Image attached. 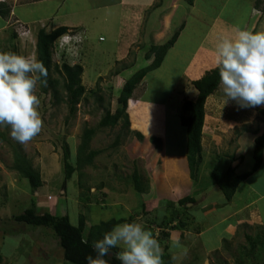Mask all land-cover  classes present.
Segmentation results:
<instances>
[{"label": "rangeland", "instance_id": "374dc122", "mask_svg": "<svg viewBox=\"0 0 264 264\" xmlns=\"http://www.w3.org/2000/svg\"><path fill=\"white\" fill-rule=\"evenodd\" d=\"M58 1L60 0L54 2ZM261 1L260 8L263 13L255 12L251 16L254 0H195V9L187 1L182 0V7L175 19L178 20L189 10L191 14L189 16L187 14V29L181 32L175 45L169 49L162 65L149 72L147 78L136 88L128 108L131 121L130 131H140L143 134L137 126L141 121L151 124L156 118L155 115L165 117L166 107L159 102L164 103L168 99V106H171V111L174 113L175 109L177 111L180 109L184 98L194 99L196 97L198 92L193 85L194 79L214 68L206 71L203 68L201 72H189L185 81L180 79L185 70L190 67L192 51L198 47L208 30L214 26L215 15L219 14L221 19H227L228 22L240 26L248 21H254V25L251 24L246 29L264 31V0ZM52 4L53 1L47 2L48 7L44 6L34 14L29 13L26 5L18 6L16 11L19 16L31 20L35 15L42 17L50 13L52 7L50 9L49 7ZM98 11L101 12V10ZM105 12L109 13V19L120 17L115 16L113 8L110 10L108 8ZM102 15L105 14L102 13ZM95 18L100 20L101 14ZM138 19H132L131 23ZM1 23L4 21L0 17ZM130 29L132 31L128 30L129 35L120 49L118 44L116 48L118 32L110 28H95L87 40L86 35H82L80 30L73 29L69 33L79 34L81 38L79 41L73 40L71 43L64 42L63 44L60 40L57 41L53 55L55 62L58 64L68 62L72 65L80 63L84 68L82 82L86 87V92L77 105L75 115L70 116L66 103L56 104L52 92H45L40 84L37 86L36 94L41 100L39 111L44 121L41 133L30 142L22 144L11 137L10 127H0V131L6 137V139H0V223L2 226L0 229V264H72L65 261L59 239L52 229L32 227L16 221L15 215L30 206L32 198H35L38 205L42 206L41 211L45 210L59 215L69 214L74 224L78 222L79 213L86 214V229L92 224L112 217L129 218L133 215L134 221L152 231L160 242L164 264H238L242 251L250 247L245 234L256 236L262 233V237L264 236V226L259 227L254 224L248 226L238 224L230 227L226 232L224 229L226 223L222 220L231 210V205L236 204L233 200L235 196L236 201L245 200L244 195H241L242 189L263 190L264 162L259 169L240 183L236 190L238 192H235L236 195L232 198L233 201H227L210 174L215 165L221 166L224 171L230 166L235 167L237 174L252 170L253 154L248 155L241 148L240 152L243 153L241 159L246 158L248 162L239 164V160L236 166L234 165L238 159L232 162L230 155L237 154L239 151L241 139L238 135L244 131L243 123H249L250 126V131L247 135L245 132L243 136L244 145L251 144L252 139L256 137L250 132L259 128L261 131L264 130V115L261 112L264 106L243 108L242 113H239L241 117H239L237 113L223 106L224 94L221 87L214 92L208 104V119L217 136L213 138L214 140L204 137L203 163L199 167L197 181L191 177L194 181V195H197L196 198L199 201L194 206L187 204L186 209L179 204V200L183 197L181 191H187L185 186L189 185V176L186 174L182 180H179L180 178L176 177H182L184 172L183 174L178 172L179 174L176 175L170 173L168 165H164L166 153L161 152L162 148L158 149V152L157 149L154 151L153 148H156L154 143L147 148H142L139 142L142 143L143 140H139L130 132L129 134L123 132L121 143L113 147L121 123L114 128H97L105 113L104 107L109 102L112 111L118 107L117 98L125 78H129L137 68L147 64L144 55L150 45L164 43L168 40L166 37L172 33V31L159 32L155 29L149 31L152 28L145 23L143 27L133 25ZM34 35L35 32L27 23L19 22L15 16H11L7 27L0 30V51L14 52L15 49L17 54L37 57L36 35ZM101 37L105 40L101 41ZM187 37L190 45L188 50L182 47L183 43L188 42ZM132 41V47L126 54L127 44ZM118 70L120 74L117 73ZM54 76L60 78L61 93L65 95L62 77L57 73H54ZM98 96H103L104 101L100 102ZM214 110L218 113L217 117H213ZM180 115L181 112L178 111L175 117L170 116L167 122L163 120L157 125L165 126L167 123V149L169 151L186 153L187 128L181 123ZM228 116L234 118L230 119ZM242 117L243 122L240 123ZM213 121L216 122L214 126ZM88 127L97 129L91 141V148L102 149V153L95 158L93 166H87L84 169V183L89 187L87 191L79 185L78 171L74 172L70 180L65 181L63 156L64 147L67 144L71 151V161L75 160L83 132ZM144 135L146 137L147 134L144 133ZM15 147H21L24 154L32 160L33 165L40 169L44 184L36 192L31 190L28 179L21 177L19 172L13 169ZM162 164L164 172L160 169ZM176 164L179 165V163ZM135 167L149 180L148 189L144 193L135 190L132 179ZM173 170L179 171L180 169L174 167ZM168 177H171L170 180L167 179ZM101 184H103L102 188L99 187ZM103 192L106 193L104 202L88 204L82 200V196L89 195V197L96 196L98 201H101ZM152 194L155 195L152 196ZM164 200L174 202L180 215L175 222L167 225V228L163 230L158 227L159 218L165 213L170 214L172 210L171 207L169 208L168 201ZM143 202L145 207L142 206ZM258 209L261 214H264V200L258 203ZM143 210H145L144 213ZM179 219L187 223L183 229L178 227ZM175 226L178 228L174 229ZM202 229H204L203 233L199 235ZM173 238H179L181 244L188 250L187 255H183L178 249L170 250ZM174 255L176 259H173ZM254 255L252 260L245 259L244 264H264V237L257 245Z\"/></svg>", "mask_w": 264, "mask_h": 264}, {"label": "trees", "instance_id": "16d2710c", "mask_svg": "<svg viewBox=\"0 0 264 264\" xmlns=\"http://www.w3.org/2000/svg\"><path fill=\"white\" fill-rule=\"evenodd\" d=\"M189 5L194 4V0H185ZM260 5V0L257 2ZM11 13L10 6H7L5 2L0 1V16L6 18ZM184 22L174 31L173 35L161 44H152L144 55L146 65L137 68V70L129 77L125 78L124 83L120 87L119 96L117 98L118 107L115 111H112L110 102L105 106V113L98 123L97 128H106L115 126L121 123L120 131L117 133L113 147L119 146L122 140L123 132H129L135 135L139 140H144V135L139 131H130V117L128 114V108L130 100L132 99L134 92L138 85L147 78L149 72L160 67L164 61L166 54L169 49L172 48L180 36L181 30L184 28ZM69 31L68 27L60 26L51 31H47L45 28H40L37 33L36 39V54L39 60L43 61L47 68L46 84H41L45 92H52L55 99V103L60 105L66 103L69 109L70 116L75 115L77 112V105L81 102L85 96L86 87L82 82V74L84 72L83 65L80 63L70 64L63 62L58 64L54 60V49L59 38ZM17 36V35H16ZM101 37L100 40H103ZM15 52V49H14ZM57 73L63 79V89L65 95L61 93L60 78L54 76ZM120 74V71H117ZM44 79V78H42ZM193 85L197 90L196 97L184 98L180 108V120L181 123L187 128V145H186V156L188 159V165L191 173V177L194 181H197L199 167L203 163V128L205 123L206 115V101L207 98L214 94L219 87V69L216 67L208 71L204 76L193 81ZM100 89V88H99ZM98 94V92H95ZM155 97V96H152ZM156 99V98H155ZM100 102L104 101L103 96H98ZM159 102L158 100H156ZM264 115V109L261 110ZM244 131L250 130L247 125L243 126ZM96 127L85 128L82 136V141L78 147V152L74 161H71L70 147L65 144L64 147V169H65V181L70 180L75 171L79 173V185L87 191L89 187L84 183L85 171L87 166H93L95 158L102 153V149L91 148V141L93 136L96 134ZM259 129L253 130V133L258 134ZM0 139H6L5 134L0 131ZM150 141L154 143L157 148H161L162 139L160 137L152 136ZM264 155V132L255 138V145L253 150L254 165L252 170L243 174L235 173V167H229L227 170H223L221 166L215 165L211 171V177L214 183L224 193L227 201L232 200L239 184L253 174L263 162ZM236 159H232V162ZM13 169L19 172L21 177L27 178L33 192H36L44 184L40 169L33 165L32 160L24 154L21 147L14 148V162ZM140 170L135 167L132 173L133 184L135 190L144 193L147 191L149 186V180L144 177ZM65 186V185H64ZM86 186V187H85ZM103 187V184L99 186ZM35 195V193H34ZM103 197L101 201H98L96 196L89 197L82 196V200L90 204L104 202L106 193H102ZM92 201H90L91 199ZM168 201L169 208L172 210L170 214H164L159 218L158 227L161 229L167 228V225L172 224L179 218V211L175 207V203L171 200ZM195 202L194 197L184 196L179 200V204L185 209L188 207L187 204ZM142 206L145 207L144 202ZM42 206L38 205L37 200L32 198L31 205L24 209L21 213L15 215V219L18 223H24L32 227H46L52 229L55 236L58 237L60 246L63 249L64 259L72 264H87L86 256L89 254L95 256L93 250V242L102 239L103 234L110 231L117 223L132 222L134 216L126 217H112L108 220H103L97 224H92L88 229L87 216L84 213H79L77 224L72 223L70 215L64 214H53L48 211H41ZM168 209V208H167ZM145 210H143V213ZM178 227L182 229L186 227L187 223L179 219ZM245 226V225H244ZM248 226V225H246ZM0 223V229H1ZM174 227V229L178 228ZM263 227V226H259ZM261 234V235H260ZM170 237L169 234H166ZM247 241L250 245L248 249L242 251L241 259H238V264H244L245 259L252 260L255 256L257 245L262 241V233H258L253 236L246 233ZM246 248V247H245ZM121 248L117 247L111 250L110 255L105 257L108 260V264H121L116 259V253ZM170 262V260H169ZM169 264V263H168Z\"/></svg>", "mask_w": 264, "mask_h": 264}, {"label": "crops", "instance_id": "0c3cea01", "mask_svg": "<svg viewBox=\"0 0 264 264\" xmlns=\"http://www.w3.org/2000/svg\"><path fill=\"white\" fill-rule=\"evenodd\" d=\"M0 1L5 2V4L7 6H10L11 8V13L9 14L8 17L3 18L2 16H0L2 20L4 21V23L0 24V30L5 29L7 27L8 19H10L11 16H15L16 20L19 22L27 23L35 32L36 36L35 35L34 36L36 39H37V33L40 28H45L47 31H51L57 27L66 26L68 27L69 30H73V29L80 30L82 35H86V40L89 39L91 31L94 30L95 28H110L114 31L117 30L118 32V35H116V39H117L116 48L118 44L119 49H120V46L124 43V41H126V38L129 35L128 30L132 31L130 28L133 27V25H136L137 27L139 25H142L143 27L145 23L146 25L151 26L152 29H150L149 31H152L153 29L159 32L172 31L171 35L166 37V39H169L173 35L174 31L183 22L185 26L181 30V32H183L184 29H187V22H186L187 14L188 16L191 14V12L187 10L186 14H183L181 17L178 18V20L175 19L177 17L178 12L180 11L179 9L182 7V3H181L182 0H60L58 2H54L55 0H0ZM51 1H53V4L50 5L49 9L52 7V11L50 13L48 12V14L45 16L38 17L35 15V17H33L31 20H28L26 17L19 16L17 14L16 8H18V6L26 5L29 8V13L34 14V12L36 11L38 12L40 8L44 6L48 7V5L46 4L47 2H51ZM68 2H70L69 5H67ZM100 2H102L105 5H101ZM254 2H253L252 9H256L258 7V4H257L258 0H254ZM192 7L195 9V0H194V4L192 5ZM108 8L109 10L110 8H113L114 10L113 13L115 14V16L117 17V15H119L120 17H117V18L111 17L109 19V16H110L109 13L108 12L104 13V11L107 10ZM98 10H101V12H99ZM102 13L105 15L103 16ZM99 14H101L100 20L96 18L94 19V17L98 16ZM28 16L30 17V14ZM215 16L216 17L214 18V20L216 19V21L213 22L214 26L208 30L207 34L203 37L198 47L195 48L194 51H192L190 67L187 70H185L184 74L181 76L182 77L180 79L181 81L186 80V75L189 72H195V71L201 72L203 70L206 71L210 68H215L216 67L215 50H216L217 43L224 37L234 36L237 29L248 30L246 28H248L251 24L254 23V21H248L243 26H240L233 22L232 23L228 22L227 19L226 20L221 19L219 14ZM251 16H253V10H252ZM136 18H139L138 21H132L133 23H131V20L136 19ZM121 20H122V23H121ZM142 21H144V23H142ZM35 23H38V24L36 25ZM39 24L40 25L42 24V26L40 27ZM135 36H136V33L134 32V37ZM104 40L105 39L101 41H104ZM132 43L133 41L128 44L126 43L128 46V50L126 54L128 53V51H130V48L132 47ZM158 43H161V42H158ZM189 46L190 45H189V38H188V42L183 43L182 47L183 49L187 48L188 50ZM185 53H187V51H185ZM211 64H214V65L211 66ZM204 75H205V72L204 74H200L199 77H197L196 79H199ZM213 96L214 94L210 95L207 98L206 105H205L206 115H205V123H204V128H203L202 143L204 141V137L205 138L208 137L210 139L212 138V140H214L213 138L217 136V134L212 130L213 127L210 125L211 122H209V119H208V104L210 103V99H212ZM159 104L165 105L164 107H166L167 114L165 117L155 115L156 118L155 120H153V122H151V124H146L144 123V121H141L137 125L140 128V130L143 131V135L144 133L147 134L146 137L144 135L145 139L143 140V142L142 143L139 142V146H142V148H147L152 143L150 141V138L152 136H156V137L160 136V138L162 139L161 152L166 153V155L164 156L166 160L164 162V165H168L170 169V173L173 175L179 174L178 172L183 174L184 172L185 174L182 175V177H176V178H180L179 180H182L184 176L188 174L189 176L188 184L189 185L186 184L185 187L187 189L185 190L187 191L183 192L182 190L181 196L184 197L187 195V196L194 197L195 202L192 203V206H194L195 204H197L199 200L198 198H196L197 195H194V191H193L194 181L191 179V173H190V169L188 165L187 156L184 152H171L167 149L168 148L167 147L168 146L167 144L168 142L167 141V123H165V126H161L159 124L157 125V123L162 122L163 120L167 122L170 116L175 117L178 114V111H180V109L178 111L177 109H175V112L172 113L171 106H168V99H166L164 103L159 102ZM225 106L230 111H233V113H237L238 116L241 117L239 113H242L243 108L239 107L236 101L229 100ZM210 109L213 110L212 107H210ZM213 113H214L213 117H217L218 113L215 112V110ZM131 117L133 118V115H131ZM228 118L233 119L234 117L228 116ZM242 119L243 117L241 118L240 123L243 122ZM214 123L216 122L215 121L212 122L213 126L215 125ZM243 124L250 127L248 125L249 123H243ZM249 131L250 130L242 131L240 132L241 134L238 135V138L241 139L240 146L238 147L239 151L237 154L230 155L231 161L232 159H238L237 160L238 163L240 160L239 164L248 162V159L246 158L243 160L241 159V157L243 156V153L240 152L241 148H243L248 153V155L253 154L255 138L259 134H262L264 130L261 131V128H259L258 134L250 132L256 137L252 139L251 144L244 145V141H242L244 138L243 137L244 133L246 132V135H247V132ZM148 134L151 135L150 138ZM161 148L156 147L153 149L154 151L157 149L156 151L158 152L159 151L158 149H161ZM203 151H204V145H203ZM263 162H264V155H263ZM176 163H179V165ZM251 165H254V164L252 163ZM171 166L173 168L176 167L177 169H180V170L175 171L173 170V168H171ZM160 169L164 172L163 164ZM170 178L168 177L167 179L170 180ZM246 191L247 190L242 189V192H241V195H244L245 200L239 199L238 201L234 199L236 198L235 195L238 192L236 191V193L234 194L235 197L233 198L234 203L236 202V204L231 205V210L229 211L227 216L222 218V220H225L224 222L226 223L225 228H224L226 232H228L230 227H234L238 224L239 225L254 224L256 226H264V218H263L264 214H261L258 209V203L264 200L263 199L264 198V188L263 190H260V191L256 189H252L247 192ZM154 195L155 194H152V196ZM148 202L152 203V201H148ZM203 230L204 229L199 231L200 233L199 235L203 233Z\"/></svg>", "mask_w": 264, "mask_h": 264}, {"label": "clouds", "instance_id": "9594fccd", "mask_svg": "<svg viewBox=\"0 0 264 264\" xmlns=\"http://www.w3.org/2000/svg\"><path fill=\"white\" fill-rule=\"evenodd\" d=\"M261 2L253 9V15L263 13ZM67 33L59 40L81 39L79 34ZM215 63L224 94L223 106L229 100L236 101L241 108L264 106V31L237 29L234 36L222 38L216 45ZM47 74L43 61L34 56L0 51V127H10L11 137L22 144L33 140L44 127L39 111L41 100L36 92L38 85L46 84ZM92 247L95 256H86L87 264H108L105 257L117 247L121 250L116 259L121 264H164L160 242L136 221L117 223ZM174 249L187 255L188 250L179 238L171 240L170 250Z\"/></svg>", "mask_w": 264, "mask_h": 264}, {"label": "built area", "instance_id": "2783aa9c", "mask_svg": "<svg viewBox=\"0 0 264 264\" xmlns=\"http://www.w3.org/2000/svg\"><path fill=\"white\" fill-rule=\"evenodd\" d=\"M67 35H69V36H76L77 34L73 35V34H70V33L68 32ZM71 42H72V41H69L68 43H71ZM60 43L63 44L64 41L60 40Z\"/></svg>", "mask_w": 264, "mask_h": 264}, {"label": "water", "instance_id": "95a60500", "mask_svg": "<svg viewBox=\"0 0 264 264\" xmlns=\"http://www.w3.org/2000/svg\"><path fill=\"white\" fill-rule=\"evenodd\" d=\"M237 164H238V161L235 162V165L234 166H236Z\"/></svg>", "mask_w": 264, "mask_h": 264}]
</instances>
